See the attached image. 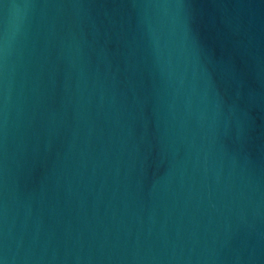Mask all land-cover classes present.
Returning <instances> with one entry per match:
<instances>
[{"label": "water", "instance_id": "obj_1", "mask_svg": "<svg viewBox=\"0 0 264 264\" xmlns=\"http://www.w3.org/2000/svg\"><path fill=\"white\" fill-rule=\"evenodd\" d=\"M0 264H264V0H0Z\"/></svg>", "mask_w": 264, "mask_h": 264}]
</instances>
